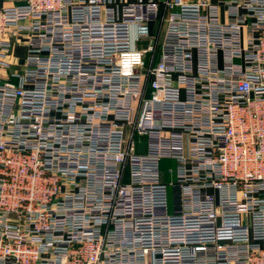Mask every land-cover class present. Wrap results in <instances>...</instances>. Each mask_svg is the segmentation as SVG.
<instances>
[{"label":"built area","instance_id":"built-area-1","mask_svg":"<svg viewBox=\"0 0 264 264\" xmlns=\"http://www.w3.org/2000/svg\"><path fill=\"white\" fill-rule=\"evenodd\" d=\"M0 264H264V0H0Z\"/></svg>","mask_w":264,"mask_h":264},{"label":"rangeland","instance_id":"rangeland-1","mask_svg":"<svg viewBox=\"0 0 264 264\" xmlns=\"http://www.w3.org/2000/svg\"><path fill=\"white\" fill-rule=\"evenodd\" d=\"M172 164L170 162H163L162 163V169L163 170H167L169 168V166H171Z\"/></svg>","mask_w":264,"mask_h":264}]
</instances>
